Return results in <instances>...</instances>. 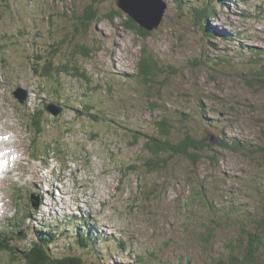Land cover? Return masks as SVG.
I'll use <instances>...</instances> for the list:
<instances>
[{"label": "rangeland", "instance_id": "1", "mask_svg": "<svg viewBox=\"0 0 264 264\" xmlns=\"http://www.w3.org/2000/svg\"><path fill=\"white\" fill-rule=\"evenodd\" d=\"M183 1L161 0L162 21L146 30L117 0H0V149L12 153L0 232L17 230L23 251L42 230L57 233L53 255L84 264H220L253 232L264 264V0ZM205 8L219 19L201 18ZM207 23L224 35L209 37ZM143 55L158 63L152 81L137 75ZM52 58L69 72L43 78ZM166 129L171 142L190 134L211 148L197 164L164 153L149 167L138 133ZM15 199L32 211L20 215ZM80 220L100 237L90 250L77 242Z\"/></svg>", "mask_w": 264, "mask_h": 264}, {"label": "trees", "instance_id": "2", "mask_svg": "<svg viewBox=\"0 0 264 264\" xmlns=\"http://www.w3.org/2000/svg\"><path fill=\"white\" fill-rule=\"evenodd\" d=\"M177 1L179 4H182L184 1L183 0H175ZM217 2H221V4H224L223 1L225 0H214V4ZM200 13V17L206 20L209 19H219V15L217 13L211 12L210 8H205L202 10L198 11ZM134 22L132 21L131 23H129V25H131L132 29H136L134 28ZM128 25V26H129ZM203 31L206 32V34L209 37L215 38L216 34L221 33L224 35V33L219 32L216 28H211L209 23L205 24L203 26ZM137 32V31H136ZM140 36H142L143 38H147L148 35L150 34L149 32L142 30L141 28H139L138 32H137ZM87 57L90 56V53H86ZM145 56V55H143ZM152 57H143L139 64H138V72L137 75L139 77H143L144 81H152L153 77L155 75H157V72L159 70L158 68V63L156 60L151 59ZM33 64L38 65L39 62L37 63V60H33ZM59 66H63L61 63H59V65H55L54 64V59H48L46 60L45 66L43 68V72L42 73V77L43 78H48L51 79V77H61L63 72H69L66 69H63ZM74 76L76 74H79L81 76L85 77L84 72H80L79 68H76L75 71L72 73ZM76 75V76H79ZM55 104V103H54ZM62 107V106H61ZM89 114V113H88ZM87 114V115H88ZM94 118V117H93ZM101 120V119H100ZM161 124H165V122H161ZM170 125V124H169ZM35 128H38L39 130H41V118L39 120L38 123H36ZM162 135L165 137V139L163 138H158L155 136H150V135H145L143 133H138L139 135H142L146 138V142H145V150L148 151L151 155H152V160L147 161V164L149 165V167H151L152 165H154L156 168L160 166V160H161V156L164 153H172L176 156H183L186 157L188 159H190L192 162H194V164H197L200 160H201V152L206 151L207 149L211 148V144L208 143V141L210 140L208 137L202 139V140H198L196 139L193 135H186L183 139L179 140L178 142H171V134L172 131L166 129L163 132H161ZM36 135V132H35ZM37 137V136H36ZM217 138V137H216ZM217 144L218 146L222 147L223 149L225 148H229V144L227 143L226 140H219L217 138ZM232 146H234L235 150H239L241 149V146H243L242 144H233ZM262 153H264V146L262 147ZM42 156V153H40ZM158 158L157 160H154V158ZM146 164V163H145ZM15 204L16 206H18L17 210L18 213H20V215L22 214L21 212H28V211H32L29 206L22 208L20 207V205L18 204V199H15ZM18 215L16 218L18 219V221H15L14 225L12 226L13 228L16 226H20L23 227L26 220L28 219L27 214L20 216ZM263 220H264V214H263ZM262 218L260 220H262ZM84 219V218H83ZM81 221V220H80ZM88 221V220H87ZM86 220H82L79 225H81V227L79 228V232L76 235L77 238V242L79 244L84 245V247L89 248L88 250H90L93 246L96 245L98 238L94 237V234L92 236V233L89 232V230L91 229V227L88 226ZM83 222V224H82ZM22 229V228H20ZM82 229L84 231H82ZM211 231V230H210ZM8 232V235L5 236V234ZM245 234H248L250 240L252 241V243H249L250 248H248V250L246 252H243L240 254V250L239 255L233 254L232 256H230V258L227 259L226 262H221L220 264H258L257 263V259L255 254L258 253L256 252V250H254L252 252V248H253V243L257 240H262V236H260L259 234H254L253 232H247V233H243V235L245 236ZM88 235V236H86ZM17 236H22L20 235L19 232H17V230L11 229L10 225H5L4 227V231L0 232V257H2L3 259H8V263H20V264H84L83 260L80 257H65L62 259H59L60 257L57 256L56 254L53 255V249H54V245L57 242L56 238H58L57 233L56 232H51V233H45L44 231L40 230L39 233H37V236H35L36 238L33 239V243L31 242V246L24 249V251L22 250V248L14 245V241L16 239ZM42 236V237H41ZM47 238V240H42L41 244H37V242L35 241L37 238ZM213 235L212 233L208 234L207 237L205 238V242L206 243H211L213 240ZM28 235L24 234V239H27ZM237 244H244V239L243 236H240L239 238L237 237ZM99 242V241H98ZM246 242V239H245ZM121 248L125 249V246L122 245V243H120ZM252 247V248H251ZM229 248L231 251L236 252L234 245L233 244H229ZM257 249V248H255ZM169 264H181V263H169Z\"/></svg>", "mask_w": 264, "mask_h": 264}, {"label": "water", "instance_id": "3", "mask_svg": "<svg viewBox=\"0 0 264 264\" xmlns=\"http://www.w3.org/2000/svg\"><path fill=\"white\" fill-rule=\"evenodd\" d=\"M160 2L161 0H117L116 3L124 10V12L128 13V15L135 18L138 22H142L141 24H143V27L146 28V30H153L158 24L160 25L162 21L161 18L163 17V10H165L163 9L164 7L158 5ZM143 3H145L143 8H145L146 11L141 10V5ZM152 15H160L157 24L154 22V18L151 17ZM19 92L24 94V97L22 96L20 99V101L24 103L28 99L29 94L23 90H19ZM47 111L57 118L59 114L62 113L63 108L53 103L47 108ZM39 205L40 202H34V207L36 209L39 208Z\"/></svg>", "mask_w": 264, "mask_h": 264}, {"label": "bare ground", "instance_id": "4", "mask_svg": "<svg viewBox=\"0 0 264 264\" xmlns=\"http://www.w3.org/2000/svg\"><path fill=\"white\" fill-rule=\"evenodd\" d=\"M48 107H50V106H48ZM48 107H47V108H48ZM47 108H46V109H47ZM8 134H9V133H8ZM5 135H6V134H5ZM0 136H3V135H0ZM4 147H5V146H4ZM6 173H7L6 171H1V172H0V174H1L2 176H3L4 174H6ZM7 235H8V232L5 234V236H7Z\"/></svg>", "mask_w": 264, "mask_h": 264}]
</instances>
